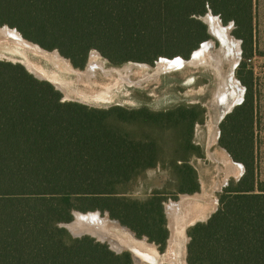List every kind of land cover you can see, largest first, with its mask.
<instances>
[{
  "label": "trees",
  "instance_id": "1",
  "mask_svg": "<svg viewBox=\"0 0 264 264\" xmlns=\"http://www.w3.org/2000/svg\"><path fill=\"white\" fill-rule=\"evenodd\" d=\"M208 11L223 24L232 22L241 40L236 70L246 93L225 119L242 152L219 141L244 173L222 189L206 222L187 229L186 262L264 264V181L256 173L253 139L236 137L239 128L253 123L246 63L253 51L252 0H0V26L57 50L78 69L95 50L113 65L153 64L162 56L188 59L209 38L199 20ZM196 109L180 105L152 113L62 101L48 81L0 59V264H132L127 251L116 254L93 238H72L59 228L71 221L73 210L107 212L162 253L169 237L166 197L153 192L133 198L126 187L157 164L166 128L178 136L180 152L203 156L191 143L193 125L202 122L192 115ZM181 128L186 134H179ZM186 159L173 165L174 177L179 193L193 194L199 187Z\"/></svg>",
  "mask_w": 264,
  "mask_h": 264
},
{
  "label": "rangeland",
  "instance_id": "2",
  "mask_svg": "<svg viewBox=\"0 0 264 264\" xmlns=\"http://www.w3.org/2000/svg\"><path fill=\"white\" fill-rule=\"evenodd\" d=\"M213 16L219 17L217 15ZM231 24L232 22H228L226 24L222 23L224 28L230 27L227 33L228 38L229 40L233 38V40L238 43L237 48L239 47L241 56L242 48L241 43L239 44L241 40L234 36V26L231 27ZM2 26L9 27L8 25ZM208 40H212L214 42L215 48L211 47V55L205 54V60L201 59V62L199 64L191 65L190 67H182L181 69L163 73L153 79L150 78L147 80H143L144 76H152L154 74L160 58H169L163 56L159 57L153 64L128 61L120 65H113L100 54L98 56L95 51H91L88 55L87 62L84 68L78 69L74 68L71 65L69 59L60 57L56 53V50L49 52L41 48L49 54H54L55 52L57 56L66 60L67 64L71 68V71H67L66 69L62 70L55 67L52 62L46 61L41 56H36L32 53L25 52L24 50H20L18 48L15 49V47L9 44H3V47L6 48L8 50V53L12 55H5L0 57H5L12 60L14 59V61L15 58L32 61L34 65L44 70L45 77L42 78L52 84L56 90L58 88L61 89V91L59 92L61 93L62 100L66 99L65 101L77 102L93 108L103 109L110 106H120L132 110L145 108L152 113H158L168 111L180 105L196 104L198 106V109H196L192 115L196 116L197 119L201 120L202 122H197L193 125L191 131V143L192 145L199 148V151L203 154V156L201 158L197 157L193 153L194 151H187L185 152V154L180 152L179 149L175 147V143L177 142L176 139L178 136L175 134L172 127L166 128L161 135L160 145H163V148L160 151V157L157 164L153 168L146 170L136 180L128 184L126 187V195H129L133 198L143 199L144 197L151 195L153 192H158L162 197H166V201L163 203L165 205L169 204L170 202L179 203L182 197H184L182 195H188L186 196L187 198H198V203L200 202L199 205L202 206L211 207V203H213L214 208L212 212H214L218 208V195L221 193L222 189L226 187L230 181L235 182L237 180L236 176H229L226 180L227 185H224V182L221 183L224 179L225 173L223 162H221L220 156L225 155L228 158L230 157L229 159H231L234 163L242 165L240 162H236L231 158L228 151L221 145L219 139L220 137H222V143L227 144L234 152L241 153L242 147L239 144H234L232 124L230 121H227L225 119V117L231 112L227 113L226 111L225 113H223V115L220 117L219 122L217 123V117H219V115L216 111V106H214L212 97L216 92V83H218L223 77L228 76V73L233 74L232 77H234V79L239 82L241 88H244L245 91L246 88L237 77L236 68L242 60L241 57L238 65L235 66L236 64L232 63L231 56L228 55V45L223 44L219 38H214L213 36H209L206 41ZM235 41H230V43H235ZM237 43L235 44L237 45ZM201 45L202 43L197 48V50L194 51V53H197L202 49ZM252 50V58L250 61H246V63H248L249 70H251L252 72L253 123L252 127H250L249 129L239 128L240 131L238 132V134L236 133V137L240 138L241 136H249L253 139V156L255 160L256 173L258 178L261 181H264V0H252ZM93 53L96 54L94 55V58L101 61L104 64L105 69H123L124 67L131 66L134 63L144 64L148 67L144 66V68L141 70L138 69L137 66L132 68V73L128 76V78L131 82H138L142 80L137 86L123 83L122 79L119 80L117 73L112 74L111 76H107L97 69L95 70L93 78L89 80L83 78L78 80L77 75L74 74V72L80 71V73H83L84 71H86L88 65L90 64L91 56ZM194 53H192V55ZM217 54L218 57L214 58ZM189 59H192L191 55L188 59L184 60ZM214 59L218 60L222 68L220 79L218 75L214 73L217 76L216 79V77L212 75V72L210 70L213 69V65H215ZM56 82L63 85V87L65 88V92L62 88L58 86L57 88L55 86L57 85ZM245 91L243 100L246 93ZM102 95H104V98H106H98ZM214 125L216 128H218L217 138L216 143L210 146V130ZM181 133L186 134L184 133L183 128H181V131H179V134ZM184 157L187 158V164L196 173V180L199 189L193 194L179 193L180 186L177 184V181L174 177L175 170H173V165L181 164ZM174 160L179 161L174 162ZM87 212H92V210ZM212 212H209L206 217L201 218L198 221L206 219ZM103 218L105 217H103L102 215L101 219ZM167 222L166 225L168 227L167 229L169 232V237L166 242L165 250L161 253L158 250V247L154 243H150L149 241H146L150 245L148 244L147 246H145V249L152 253H157L158 255L162 254V256L167 252L169 248V241L174 235L171 230L170 222ZM120 226L125 227L122 225ZM185 232L186 236L188 237L187 229H185ZM182 238L183 237H181V239ZM185 246H187V242Z\"/></svg>",
  "mask_w": 264,
  "mask_h": 264
},
{
  "label": "bare ground",
  "instance_id": "3",
  "mask_svg": "<svg viewBox=\"0 0 264 264\" xmlns=\"http://www.w3.org/2000/svg\"><path fill=\"white\" fill-rule=\"evenodd\" d=\"M200 18L206 23V25L209 28L210 34L214 38H219L223 44L228 45L227 47L228 55L231 56L232 63L236 64L239 57L238 55L239 47L237 48L238 43L235 40H233V38H231V40H229L228 38L227 33L230 27L224 28L223 25L220 23V20L217 17L210 15L209 13H207L205 16H202ZM230 41H235L237 45L233 42L230 43ZM3 44H9L15 47V49L18 48L20 50H24L25 52L32 53L36 56H41L46 61L52 62L55 67L62 70L66 69L67 71H71V68L67 64L66 60H64L65 58L62 59L63 57L57 51L56 53L62 58L57 56L55 52L54 54H49L48 52L42 50L41 47H39L38 45L23 39L15 29H10L7 26L0 27V56H5V55L11 56L12 54L8 53V50L3 47ZM213 45L214 43L211 40L204 42L201 45L202 47L201 50H199L197 53L193 52L194 53L193 55L191 54L192 59L189 60V62H185L187 60L184 61L179 57L170 60L161 58L159 60V63L156 67V71L154 72V74L152 76L145 75L143 80H147L150 78L153 79L163 73L178 70L181 69L182 67H190L191 65L199 64L201 62V59L205 60L204 57L205 54L211 55L210 48L214 47ZM95 52L99 56V53L97 51ZM96 54L95 53L92 54L90 64L88 65L86 71H84L83 73H80V71L74 72V74L77 75L78 80L82 78L86 80L93 78L95 74V70L97 69L107 76H111L112 74L117 73L119 80L122 79L123 83H128L130 85L137 86L142 81L141 80L138 82H131L128 76L132 73L133 67L137 66L138 69L141 70L146 65L138 64V63H134V64L129 63L133 65L126 66L123 69H115V68H112L111 70L105 69L104 64L101 61L96 60L94 58V55ZM217 57L218 54L214 58ZM0 59H6L8 61H11L12 63H20V65H22L29 73H33L40 78L45 77L44 70L34 65L32 61H28L25 59L21 60L17 58H15L14 61V59L13 60L7 59L5 57H0ZM214 61H215L214 62L215 65H213L212 70L214 71L215 74L218 75L220 79L222 68L217 59H214ZM232 75H233L232 73H228V76L223 77L217 83L216 86V92L213 96L214 97L213 103L214 106H216V111L218 112L219 115V117H217V123L219 122L220 117L223 115V113H225L231 105L239 101L242 95L243 88H241V85L237 82L236 79H234V77H232ZM56 84H57L55 85L56 87L58 86L62 88L63 91L65 92V88L61 83L56 82ZM59 90L61 91V89ZM98 98L105 99L106 97L104 98V95H102L99 96ZM65 100L66 99H64L63 101ZM211 128H212L210 130L211 140L209 143L210 146L216 143L217 131H218V128H216L215 125L212 126ZM229 158L225 155L220 156V160L221 162H223V168L225 173L224 179L221 183L224 182V185L229 176H236V179H238L242 173L241 165L234 163ZM182 196H181L182 199L179 203L170 202L169 204L165 205L166 220L168 221L167 223L170 222L171 230L174 233V235L173 237H171V240L169 241V248L163 256L162 254H159L160 255L159 256L157 253L154 252L152 253L147 249H145V246L149 244L146 242L145 237L141 239H136L133 236V232L131 230H129L126 227H121L120 226L121 224L118 221L111 220L106 215L104 216L105 218L101 219V217H98L96 213H92V214L87 213L85 215L77 214L76 222L71 225V230L75 234L86 233L95 236L96 238L109 243L111 248L117 251H122L123 249H129L128 251H130L132 254V258L134 262L133 264H161V263L187 264L185 262V257H186L185 244L186 242H188L187 241L188 237L185 234L186 233L185 229L193 225L194 223L205 221L208 217L200 221L198 220L206 217L209 212H212L214 208V204L211 203V207H206L199 205L200 202L198 203V198L196 197L187 198L186 196L188 195H182ZM181 237H183L184 239L183 238L181 239Z\"/></svg>",
  "mask_w": 264,
  "mask_h": 264
},
{
  "label": "water",
  "instance_id": "4",
  "mask_svg": "<svg viewBox=\"0 0 264 264\" xmlns=\"http://www.w3.org/2000/svg\"><path fill=\"white\" fill-rule=\"evenodd\" d=\"M207 13H209L210 15H213L210 11H208ZM206 13V14H207ZM205 14V15H206ZM204 15V16H205ZM218 19H219V17H217ZM199 20L206 26V28H207V34H208V36H211L212 37V35L210 34V31H209V28H208V26L206 25V23L201 19V18H199ZM220 20V19H219ZM220 23L222 24V22H221V20H220ZM231 27L232 26H234L233 25V23L230 25ZM3 27V26H2ZM10 29H15V28H10ZM16 31H17V29H15ZM18 32V31H17ZM19 33V32H18ZM20 34V33H19ZM20 36L22 37V35L20 34ZM23 38V37H22ZM24 39V38H23ZM241 42H239V44H240ZM37 45V44H36ZM53 51V50H52ZM57 51V50H56ZM96 51V50H95ZM58 52V51H57ZM240 51H239V57H238V61H237V63H236V65L235 66H237L238 65V63H239V61H240ZM180 58V57H179ZM161 59V58H160ZM182 59V58H181ZM1 60H5V61H8V60H6V59H1ZM184 60V59H183ZM9 62H11V61H9ZM18 64H20V63H18ZM30 74H32L35 78H37V79H39V80H45L44 78H40V77H38V76H36L35 74H33V73H30ZM46 81V80H45ZM238 82V81H237ZM239 83V82H238ZM60 91V90H59ZM244 88H243V91H242V95H241V98H240V100L239 101H237L236 103H234L233 105H231L229 108H228V110H227V113H230V112H232L233 111V109L236 107V106H238V105H240L241 103H242V101H243V95H244ZM63 101V100H62ZM241 167H242V173H241V175H240V177L242 176V174L244 173V167L241 165ZM239 177V178H240ZM238 178V179H239ZM237 179V180H238ZM236 180V181H237ZM225 184L227 185V182H225ZM163 212H164V215H165V218H166V212H165V204H163ZM87 213H90V214H92V213H96L97 215H98V217H102V215H103V217L106 215L108 218H110L109 217V214L107 213V212H101V211H92V212H86V213H82V212H78V211H73L72 213H71V215H72V219H71V221H69V222H62V223H59L58 224V227L59 228H62V229H64V230H66L69 234H70V236L72 237V238H81V237H83V236H88V237H90V238H93L96 242H100V243H103V244H106L107 246H108V248H109V250H111L112 252H114V253H116V254H119V253H121V252H123V251H127V252H129V254H130V256H131V260H132V264L134 263L133 262V258H132V254H131V252L130 251H128V250H122V251H117V250H114V249H112L111 248V246L109 245V243H107V242H105V241H102V240H100V239H98V238H96L95 236H92V235H90V234H86V233H81V234H75V233H73L72 232V230H71V225L72 224H74L75 222H76V215L78 214V215H85V214H87ZM214 213H215V211H214ZM213 214V213H212ZM211 215H209L208 216V218L210 217ZM207 218V219H208ZM207 219L205 220V221H207ZM117 221V220H116ZM205 221H203V222H205ZM201 222V221H200ZM197 223H199V222H197ZM194 224H196V223H194ZM193 224V225H194ZM193 225H191V226H193ZM191 226H189V227H191ZM189 227H187L186 229H188ZM129 229V228H128ZM130 230V229H129ZM133 236L136 238V236H135V234L133 233ZM143 238V237H142ZM137 239V238H136ZM145 240L146 241H148L147 240V238L145 237ZM189 240L190 239H188V242H189ZM188 242H187V244H188ZM186 254H187V252H186ZM185 262H186V257H185ZM187 263V262H186ZM161 264H166V263H161Z\"/></svg>",
  "mask_w": 264,
  "mask_h": 264
},
{
  "label": "flooded vegetation",
  "instance_id": "5",
  "mask_svg": "<svg viewBox=\"0 0 264 264\" xmlns=\"http://www.w3.org/2000/svg\"><path fill=\"white\" fill-rule=\"evenodd\" d=\"M209 41V40H208ZM212 41V40H211ZM214 43V42H213ZM214 46V45H213ZM214 48H215V46H214ZM213 50V49H212ZM190 60V59H189ZM189 60H187V61H185V62H189ZM70 64V63H69ZM71 66V65H70ZM191 68H193V67H191ZM209 68V67H208ZM210 69V68H209ZM211 70V72H212V75H214L215 77H216V79H217V76L214 74V72L212 71V69H210ZM217 84V83H216ZM216 86V85H215ZM212 100H213V97H212Z\"/></svg>",
  "mask_w": 264,
  "mask_h": 264
}]
</instances>
